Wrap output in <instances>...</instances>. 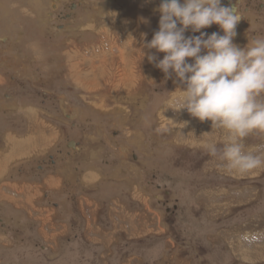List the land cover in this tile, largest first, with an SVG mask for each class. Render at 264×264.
Instances as JSON below:
<instances>
[{
  "label": "rangeland",
  "instance_id": "1",
  "mask_svg": "<svg viewBox=\"0 0 264 264\" xmlns=\"http://www.w3.org/2000/svg\"><path fill=\"white\" fill-rule=\"evenodd\" d=\"M59 1L66 8L71 0ZM262 1L249 0L251 10ZM55 3L0 0V156L8 151V139L42 144V133L32 126L39 119L54 131L55 137L42 135L46 141L59 137L29 163L10 165L0 178V264H264V256L249 253L264 249V167L243 176L221 171L206 151L210 140L191 138L195 130L210 133L211 122L179 110L178 82L164 74L160 81L147 79L146 72L158 68L146 64L139 49L158 30L160 1L77 0L70 22L53 17L50 23L45 15L56 10ZM245 22L237 25L233 41L241 48L264 35V9L248 14ZM134 33L132 49L124 44ZM107 44L112 50L102 56L112 62L106 65L111 88L98 85L85 92L89 86L75 82L88 85L87 72L78 75L70 64L74 56L77 63L84 56L100 60L95 52L100 46L108 49ZM123 53L135 59L128 77L139 84L146 80L143 96L139 85L130 95L116 92L118 80L126 79L118 58ZM80 68L88 69L87 64ZM28 110L37 113L35 123L27 119L32 117ZM214 134L212 141L222 146L221 133ZM71 141L79 143L78 151ZM245 146L264 154V134L249 136ZM66 153L75 157L69 172ZM18 156L15 162L22 159ZM87 157L91 161L83 163ZM5 163L0 157L1 170ZM89 169L97 171L82 179ZM56 174L65 181L71 176L70 183L46 190L44 178ZM28 187H33L34 209L26 201Z\"/></svg>",
  "mask_w": 264,
  "mask_h": 264
},
{
  "label": "clouds",
  "instance_id": "2",
  "mask_svg": "<svg viewBox=\"0 0 264 264\" xmlns=\"http://www.w3.org/2000/svg\"><path fill=\"white\" fill-rule=\"evenodd\" d=\"M155 11L158 30L139 51L165 79L178 82L179 110L210 121L212 131L205 136L221 133L222 146L205 144L208 155L227 175L264 167V154L245 150L246 138L264 134V35L253 36L243 48L235 44L242 17L222 0H160ZM213 25L218 32L202 31ZM189 31L199 35L186 36Z\"/></svg>",
  "mask_w": 264,
  "mask_h": 264
},
{
  "label": "bare ground",
  "instance_id": "3",
  "mask_svg": "<svg viewBox=\"0 0 264 264\" xmlns=\"http://www.w3.org/2000/svg\"><path fill=\"white\" fill-rule=\"evenodd\" d=\"M9 1V0H8ZM56 1V3L55 4H53V5H55V7H58L57 6V4H59L60 3V1L59 0H55ZM240 0H235V2H239ZM242 1V0H241ZM117 2V1H116ZM142 3V2H141ZM90 5V4H89ZM80 6H82V5H80ZM19 7V6H18ZM51 7H52V5H51ZM98 7V6H97ZM78 8H79V4L77 3V5H76V10H78ZM75 10V11H76ZM97 10H100V9H97ZM74 11V12H75ZM43 12H44V10H43ZM48 13H49V11H48ZM67 13V12H66ZM73 13V12H72ZM77 13V12H76ZM105 14H107V12L105 13ZM105 14H103V15H105ZM49 15V14H48ZM47 14L45 15V16H47V19L48 20H46L47 22H50V21H53V13L52 12H50V17L48 16ZM65 15V14H64ZM69 15H71V17L70 18H67V19H65V20H67V21H69L70 22V20H72L71 18L72 17H74V15H76V14H69ZM100 15V14H99ZM43 16V15H42ZM52 16V17H51ZM116 16H118V15H116ZM44 17V16H43ZM41 18V17H40ZM66 18V17H65ZM107 18V17H106ZM125 18V17H124ZM43 20H44V18H42ZM64 19V18H63ZM104 19V18H103ZM62 20V19H61ZM67 21H65V23L67 22ZM103 21V20H102ZM95 22V21H94ZM110 22V21H109ZM108 22V23H109ZM130 22V21H129ZM51 23V22H50ZM58 23V22H57ZM119 23L121 24H127L128 22H126V21H121V20H119ZM136 23V22H135ZM243 23H246L245 21L243 22V21H241L240 20V22L238 23V26L239 25H242ZM61 24V23H60ZM68 24V23H67ZM31 25H33V24H31ZM58 25V24H57ZM57 25H55L54 26V29H56L57 28ZM85 25V24H84ZM132 25V24H131ZM34 26V25H33ZM66 26V25H65ZM65 26L63 27V30L65 29ZM97 26V25H96ZM109 26V25H108ZM134 27H135V24L133 25ZM98 27V26H97ZM121 27V26H120ZM36 28V27H35ZM99 28V27H98ZM116 28V27H115ZM68 29V28H67ZM89 29V28H88ZM105 29V28H104ZM111 29V28H110ZM52 32V31H51ZM71 32V31H70ZM99 32H101V31H99ZM103 32V31H102ZM77 33V32H76ZM80 33V32H79ZM108 33H110V32H108ZM66 34V33H65ZM97 34V33H96ZM103 34V33H102ZM80 36V35H79ZM106 36V35H105ZM30 37V36H29ZM55 37V36H54ZM74 37V36H73ZM72 37V38H73ZM134 37L135 38H138V37H136V35H135V33H134ZM22 38V37H21ZM75 38V37H74ZM110 38V37H109ZM130 38V42H126V44H124L126 47H130V48H132L133 49V40H132V38L129 36L128 37V39ZM148 38V37H147ZM2 39V38H1ZM29 39V38H28ZM67 39V38H66ZM71 39V38H70ZM104 39V38H103ZM5 40V39H4ZM30 40V39H29ZM42 41V40H41ZM103 41V40H102ZM104 41H106V40H104ZM22 41L20 40V43H21ZM71 42V41H70ZM69 42V43H70ZM20 43H19V45H20ZM65 43V42H64ZM104 43V42H103ZM34 45H35V43H33ZM123 44V43H122ZM29 45V44H28ZM37 45V44H36ZM108 45V49L106 50V52H108L109 50H112V47L111 46H109V44H107ZM120 45V46H119ZM118 45V49H120L121 48V44H119ZM129 45V46H128ZM10 46H11V44H10ZM9 46V47H10ZM7 47H8V45H7ZM27 47V46H26ZM35 47V46H34ZM69 47V46H68ZM143 46H141V48H142ZM37 48V47H36ZM78 48V47H77ZM140 48V49H141ZM7 49V48H6ZM27 49H29V48H27ZM30 49H31V47H30ZM8 50V49H7ZM13 50H14V48H13ZM16 50V49H15ZM20 50V49H19ZM31 50H33V48L31 49ZM70 50V49H69ZM84 49H82V51H83ZM91 50V49H90ZM136 50V49H135ZM148 49H144V51H147ZM25 51V50H24ZM71 51V50H70ZM75 51V52H74ZM76 51L77 50H75V49H73V54H78V52L76 53ZM98 51H99V49H98ZM121 51V50H120ZM12 52V51H11ZM20 52V51H19ZM33 52V51H32ZM85 52V51H84ZM105 52V51H104ZM109 52H111V51H109ZM137 52V54L136 55H138V51H136ZM4 53V52H3ZM15 53V52H14ZM34 54V53H33ZM72 54V55H73ZM92 54V53H91ZM96 54V53H95ZM106 54V53H105ZM152 54V53H151ZM156 54V53H155ZM4 55V54H3ZM15 55H16V53H15ZM19 55V54H18ZM85 55V54H84ZM98 55V54H97ZM100 55V54H99ZM29 56H31V55H29ZM102 56V55H101ZM113 57L115 56V55H112ZM31 57H33V58H37V56H31ZM77 57H78V55H77ZM103 57V56H102ZM139 59H140V56L138 55L137 56ZM40 58L41 57H39V59L37 60L38 61V64H39V62L41 61L40 60ZM79 58V57H78ZM82 58V57H81ZM111 58V57H110ZM115 59L117 58V56L116 57H114ZM118 58H120L122 61H123V65L125 66V68H126V73H125V75H122V76H126V79H124V80H120V81H122V82H119V80H118V84L116 85V86H114L115 88H116V92L117 91H120V90H124L125 91V93H129L128 95H130V93L136 88V87H138V85H139V90L138 91H140V93L142 94V96L144 95L142 92H144L143 91V87H144V84H145V82H146V80H143V82H141L140 84H139V82H138V80L135 78L134 80L133 79H131V77H128L129 75H131V71H130V69L132 68V66H133V62H134V60L135 59H133V58H130V56L129 55H124V53L122 54V55H120V56H118ZM137 58V59H138ZM144 58H146V64H148L149 66H151V67H155L154 65V63H149V61H148V59H147V56H145ZM25 59V58H24ZM27 59V58H26ZM83 62L82 63H79V61H78V63L77 62H75V61H77L78 59H76L75 58V56H74V60L75 61H72L73 63H71L70 64V69L72 70H74L78 75H81V74H83V73H86L87 72V82H89L88 83V85H86L84 82H83V80L81 81V80H79V83H81V86L82 87H88V88H86L85 89V92H91V91H93V90H95L96 89V87L98 86V85H101V86H104V90H106V89H109V88H111V85H110V83H109V81L108 80H110L111 79V74L109 73V71L107 72L106 70H108L107 69V66L106 65H108L109 63H112L111 61H108V56H107V59H105V57H103V58H101L100 60H97V59H94V56H91L90 58L88 57V56H84L83 57ZM82 60V59H81ZM2 61V60H1ZM25 61V60H24ZM36 62V61H35ZM51 62V61H50ZM81 62V61H80ZM37 63V62H36ZM96 63H98L97 65H96ZM47 64H50L49 62L47 63ZM51 64H52V62H51ZM81 64H87V67H88V69L86 70V71H84V70H82L81 68H80V65ZM3 67V66H2ZM156 68V67H155ZM152 69V68H151ZM151 69H150V71L149 72H146V75H149V77L147 78L148 80H154V82L155 81H160L162 78V76H163V73L158 69V71H155V72H153V71H151ZM16 70V69H15ZM132 70V69H131ZM12 71V70H11ZM75 73V74H76ZM71 74H73V73H71ZM20 75V74H19ZM77 76V75H76ZM122 76H120V77H122ZM24 77V76H23ZM68 77V76H67ZM161 78V79H160ZM116 80V79H115ZM115 80H113V81H115ZM171 80V79H170ZM172 80H174V78H172ZM75 81V80H74ZM1 84H3V82H0V85ZM90 84V85H89ZM110 90V89H109ZM145 90V89H144ZM108 91V90H107ZM137 91V92H138ZM136 92V93H137ZM110 93V92H109ZM111 95V94H110ZM113 95H115V94H113ZM139 96H140V94H139ZM138 96V98H140ZM108 98H107V100L108 101H110L111 102V100L110 99H112L110 96H107ZM137 98V97H136ZM136 101H138V99H136ZM136 101H133V103L134 102H136ZM127 103V102H126ZM126 105V104H125ZM9 109V108H8ZM24 111V110H23ZM25 113V112H24ZM27 113L29 114H27L28 116H31L32 115V117L31 118H29L30 120L33 118H37V116H36V112H33V111H27ZM36 113V114H35ZM39 114V113H38ZM20 115V114H19ZM75 115V114H74ZM185 115V114H184ZM34 121V120H33ZM37 121H39V120H37ZM34 123H35V121H34ZM183 123V122H182ZM204 126H206V125H204ZM206 128V127H205ZM194 129H192V131H193ZM198 131V130H197ZM192 133V132H191ZM195 133H197L196 132V130H195V132L193 131V134H195ZM216 133H219V132H217L216 131ZM215 133V134H216ZM192 134V136H191V138L192 137H195V138H192V139H209L210 140V142L212 141V139H213V134H211L210 136L209 135H207V136H205L204 134H201V132H198L197 134H195V135H193ZM214 134V136L216 137V136H218L217 134L215 135ZM14 135V134H13ZM43 135V134H42ZM43 136H45V135H43ZM42 136V137H43ZM187 137L189 136V135H186ZM220 138H221V140L220 141H222V137L221 136H219ZM10 138V137H9ZM13 138V137H12ZM15 139V138H14ZM153 139V138H152ZM22 140V139H21ZM24 140V139H23ZM32 140V139H31ZM44 140V139H43ZM8 142H7V148H5V149H8L9 150V146H11L12 148L9 150L11 153H9L8 151H5V152H3L2 154H1V156L0 157H4L5 158V161H6V163L4 164V166L2 167V169L3 170H1L0 169V178H3L4 176L3 175H5V173H7V171L9 170V166L11 165V164H13V166L16 164L15 163V159H14V157H16V156H18V155H20L21 153H24L23 152V150L21 149V148H19V145H22L21 144V142L20 143H17V142H19V141H17L16 142V144H14L10 139H8L7 140ZM15 141V140H14ZM215 141H217V140H215ZM23 142V141H22ZM43 142H45V141H42V143ZM73 143V142H72ZM9 144V145H8ZM24 144H25V142H24ZM34 145V144H33ZM73 145V144H72ZM74 145L75 146H77V143L75 142L74 143ZM79 148V147H78ZM252 150V149H251ZM247 151V150H246ZM14 155V157L12 158V156ZM124 155V154H123ZM134 155V154H133ZM19 157V156H18ZM258 171H259V169H258ZM5 172V173H4ZM9 172V171H8ZM8 174V173H7ZM7 176V175H6ZM5 185H8V184H6L5 183ZM51 187H53L54 189H57V185H55V184H52L51 183ZM0 186H4V185H2V184H0ZM18 186V185H17ZM56 187V188H55ZM47 190V189H46ZM26 192H27V200L26 201H30L31 200V198H32V195H31V191L30 190H25ZM24 191V192H25ZM22 195V194H21ZM2 196V195H1ZM9 199V198H8ZM12 199V198H11ZM34 199V198H33ZM13 201V200H12ZM11 201V203H12V205L14 206L15 204H16V202H12ZM14 201H17V200H14ZM20 201V200H19ZM10 202V201H9ZM18 202V201H17ZM25 202V201H24ZM15 203V204H14ZM20 203V202H19ZM22 206H25V205H22ZM19 208V207H18ZM45 222V221H44ZM46 223V222H45ZM0 238H2V237H0ZM1 240V239H0ZM8 242V241H7ZM259 250V249H258ZM250 253V256H254L255 258L256 257H262V256H264V249H263V251H260L259 250V252H257L256 253V250H252V252H249Z\"/></svg>",
  "mask_w": 264,
  "mask_h": 264
},
{
  "label": "crops",
  "instance_id": "4",
  "mask_svg": "<svg viewBox=\"0 0 264 264\" xmlns=\"http://www.w3.org/2000/svg\"><path fill=\"white\" fill-rule=\"evenodd\" d=\"M131 38H133L134 37V34H132L131 36H130ZM132 40H134V39H132ZM137 40V39H136ZM111 43V42H110ZM113 44V43H112ZM114 46L116 47V48H118V46H116V44H114ZM101 47V46H100ZM100 47H98V49L100 48ZM107 50V49H106ZM106 50L104 49V51L103 50H96V54H100V56L101 55H104L105 53H106ZM75 83H79V80H77V82H75ZM80 84V83H79ZM105 96H107V95H105ZM65 105H66V103H65ZM66 106H68V104L66 105ZM69 107V106H68ZM74 110V109H73ZM30 111V110H29ZM35 112V111H34ZM103 112V111H102ZM75 113H77V112H75ZM36 114V113H35ZM36 116L38 117V115L36 114ZM27 119H29V118H27ZM39 119V118H38ZM34 121L36 120L35 118L33 119ZM32 126L34 127V128H38L39 130H34L33 132H38V134H39V132H40V134L42 133L43 135H44V133L46 134V135H48V136H54V131H52V128L50 127V128H48L49 126H47V124L45 125L44 124V122H42V121H40V119H39V121L37 122L36 121V123L35 124H32ZM41 127V128H40ZM44 130H45V132H44ZM40 137H41V142L42 141H45V142H43L42 144L40 143H36L35 141H32V140H30L29 138L28 139H22V141H19V142H17V143H20L21 142V144H23L24 142L26 143V140L28 141V143L27 144H23V145H19V148L20 147H22L23 148V146L25 145V146H27V147H24L22 150H23V152L24 153H21L20 155H27V157L26 156H19L20 158H22L21 160H18L17 159V161L15 162L16 164H18V165H20V163L21 164H24V163H29V161H31V160H33L32 159V157H38L39 156V154L40 153H42V151H44V149L45 150H48L50 147H52L53 146V144H51V143H53V141L54 142H57V140L59 139V137L57 138L56 137V139H54L53 140V138L51 137V139L50 140H48V141H46L45 139H44V137H42V135H40ZM55 137V136H54ZM13 139V138H12ZM44 139V140H43ZM72 142H74L75 143V141H72ZM14 144H16V142L14 143ZM34 144V145H33ZM36 144H38V145H36ZM9 145V144H8ZM79 145V143H77V146ZM77 146H75L74 145V147H75V149H74V151H78L79 149H78V147ZM42 147V148H41ZM12 147L11 146H9V150L11 149ZM8 150V152L9 153H11L10 151ZM5 152V151H4ZM38 153V154H37ZM38 155V156H37ZM119 155V154H118ZM29 156V157H28ZM65 163L67 164L68 163V161H69V163L66 165L67 167H66V170H65V172L66 171H68L69 172V169L71 168V161L75 158V157H73V156H70L68 153H66L65 154ZM14 157V155L12 156V158ZM29 159V160H28ZM91 161V159H90V157H87V159H84L83 160V163H86V162H90ZM11 165H13V164H11ZM12 167V166H11ZM10 168V167H9ZM45 170V169H44ZM90 171H85L84 173H81V178L83 177L85 180L87 179V180H89L88 178H91L90 177V175H92L94 172H96L97 170H95V169H89ZM73 171H76V172H78V173H80V170L78 169V168H76L75 166H74V168H73ZM83 172V171H82ZM63 175V174H62ZM61 177V178H60ZM71 176H67L66 177V181H65V179H64V176H61V175H57L56 174V176L54 177V176H51V175H46V177L44 178V180H46L47 178V180L45 181V183H44V180H43V183H42V186L43 187H46L47 185H49V187H46V189H48V190H52V191H57V189L58 188H61V186L63 185V183L64 182H67V183H70L69 181H67V178H70ZM74 177H78V175H74ZM82 178V179H83ZM76 180V179H75ZM51 183L52 184H55V185H57V189H54L53 187H51L52 185H51ZM76 183H78V181L76 182ZM83 184V183H82ZM35 187H37V185H35ZM28 188H30V190L32 191V193H31V195H32V198H31V200L28 202L29 203V206L31 207V208H35V206H34V204H35V202H34V193H33V187H28ZM28 188L26 189V190H28ZM26 194H27V192H26ZM26 198H27V195H26ZM27 200V199H26ZM33 200V201H32ZM27 203V204H28ZM33 203V204H32Z\"/></svg>",
  "mask_w": 264,
  "mask_h": 264
},
{
  "label": "flooded vegetation",
  "instance_id": "5",
  "mask_svg": "<svg viewBox=\"0 0 264 264\" xmlns=\"http://www.w3.org/2000/svg\"><path fill=\"white\" fill-rule=\"evenodd\" d=\"M159 1V0H158ZM262 1V0H261ZM76 2L77 0H71L67 7L66 8H63L62 4L60 3H63V1H60L58 7H56V10L52 11V13L54 14L53 16L56 17V18H59V19H63L62 21L65 20V17L66 18H70L71 15H69L72 11H75L76 10ZM263 2V1H262ZM240 4H237L235 2V0H222V4L226 7H231V6H235L236 10H237V13L238 15H240L242 18H241V21H245L246 19V16H248V14L250 15V13L253 14V12L255 11V13L257 14H261L263 9H264V3H258L257 6H255V10L252 11L251 10V3H249V0H240L239 2ZM67 12V13H66ZM65 14V15H64ZM248 18V17H247ZM261 17H259L260 19ZM72 142V141H71ZM70 142V143H71ZM49 163H51V165H55V162L54 160L52 159V157H49Z\"/></svg>",
  "mask_w": 264,
  "mask_h": 264
},
{
  "label": "water",
  "instance_id": "6",
  "mask_svg": "<svg viewBox=\"0 0 264 264\" xmlns=\"http://www.w3.org/2000/svg\"><path fill=\"white\" fill-rule=\"evenodd\" d=\"M159 1H160V0H159ZM72 144H74V143L71 142L70 145H72Z\"/></svg>",
  "mask_w": 264,
  "mask_h": 264
}]
</instances>
